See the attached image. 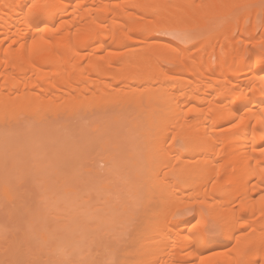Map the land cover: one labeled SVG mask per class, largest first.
Here are the masks:
<instances>
[{
  "label": "bare ground",
  "instance_id": "1",
  "mask_svg": "<svg viewBox=\"0 0 264 264\" xmlns=\"http://www.w3.org/2000/svg\"><path fill=\"white\" fill-rule=\"evenodd\" d=\"M261 8L0 0V264H264V45L227 18Z\"/></svg>",
  "mask_w": 264,
  "mask_h": 264
},
{
  "label": "rangeland",
  "instance_id": "2",
  "mask_svg": "<svg viewBox=\"0 0 264 264\" xmlns=\"http://www.w3.org/2000/svg\"><path fill=\"white\" fill-rule=\"evenodd\" d=\"M245 13V12H244ZM244 13H242V12H240L239 10H237L236 12H232V14L231 15H229L227 18H229V20L231 21V22H233L232 24H236V23H238V29H237V31H236V33H235V35H234V37L236 38V39H238V37H239V32H240V26H241V23L244 21V22H246V25H250L254 20H255V22H256V26H257V28H256V34H255V40H257V41H259L260 42V46L259 47H261L262 45H264V29H263V24H264V8H261V9H259V11L254 15V14H250L249 16H246V17H244L243 19H241L240 21H239V19L244 15ZM166 20V19H165ZM220 21H222V25H224V23H223V20H220ZM226 21H227V19H226ZM228 23H230V22H228ZM217 24V27H218V29H220V30H218L217 28V31H221V26H220V22H218V23H216ZM219 24V25H218ZM216 26V25H215ZM213 28H214V25L212 26V31H214L213 30ZM194 29V28H193ZM195 29H196V27H195ZM204 29V28H203ZM203 29L201 28V30H190V29H186V30H188V32L187 31H183L182 29L179 31V32H175V33H171V32H167L166 34H165V37H166V40H174V41H177V43H179V44H181V45H189V44H192V42H194L195 41V38L194 37H196V39H201V37H203V36H205L206 34H207V29H205L204 31H203ZM216 29H215V32H216ZM207 31V32H206ZM190 32H193L194 33V35H192L193 33H190ZM206 32V33H205ZM196 34H198V35H196ZM200 36V37H199ZM198 37V38H197ZM203 39V38H202ZM191 40V41H190ZM193 40V41H192ZM188 43V44H187ZM241 46L242 47H244L245 46V44L244 43H241ZM196 47V49H200L201 48V45L199 44V43H197V45L195 46ZM48 174V173H47ZM26 186H29V184H27ZM21 186H19V187H17V189H18V191H17V193L19 192L20 194L22 193V191H24L25 192V189H26V192H27V196L28 197H30L32 194L31 193H33L32 192V190H30V188H29V190H27V187H25V189H24V187H21ZM19 189H20V191H19ZM29 191H31V192H29ZM34 191V190H33ZM23 198V197H22ZM0 199H1V201H0V203H1V205H0V220L2 221V222H0V225H6V227H13V231H11V233H9V232H6V234H7V237H4V239H6L5 241H4V239H3V237H2V235H4V233H5V226H1V227H4V230H3V228H1L0 227V229H1V231H2V235H0V246L3 248V249H5V252H6V248H10V244H11V242L12 241H14L15 239L17 240V238H20V232H19V228L20 227H23V225H22V223H20L19 225H17L19 222H17V220L16 221H13V218H14V216H16V210H17V207H16V210L14 211V213H13V208H15V207H13L12 205H10L11 203L9 202V204L7 203H5V202H2V200L3 201H6V202H8V200H7V197H5L3 194L2 195H0ZM17 201V200H16ZM13 203V202H12ZM15 203V202H14ZM13 203V204H14ZM17 203V202H16ZM3 204H5L4 205V207H3ZM26 204V203H25ZM9 205V206H8ZM31 206H33V203L32 204H30ZM7 206L8 207H11L10 209H6L7 208ZM14 206H15V204H14ZM7 210V211H6ZM12 210V214H11V211ZM10 212V216H11V218H9V216H8V214H9V212ZM17 214H19V212H17ZM13 215V216H12ZM52 214H50L49 216H51ZM19 216V215H18ZM56 216V215H55ZM57 216H59V215H57ZM53 217H54V215H53ZM61 217V216H60ZM60 217H59V220L61 221L62 219H60ZM51 218V217H50ZM11 219H12V221H11ZM16 219V218H15ZM20 220H21V222H22V218H19ZM55 219V222L58 220V219H56V217L55 218H53V220ZM51 220V219H50ZM59 221V222H60ZM63 221H64V218H63ZM63 221H61V222H63ZM15 222H17V224H15ZM50 222H52V221H50ZM54 222V221H53ZM58 222V221H57ZM10 223V224H9ZM14 224L15 225H17L16 227L14 226ZM15 228H17V230L15 229ZM21 229V228H20ZM23 229V228H22ZM21 229V230H22ZM11 230H12V228H11ZM20 230V231H21ZM0 231V232H1ZM8 231V230H7ZM9 231H10V229H9ZM6 234H5V236H6ZM21 239V238H20ZM2 241H4L3 243H2ZM18 241H16V243H17ZM2 243V244H1ZM7 243H9V246L7 247ZM13 244V243H12ZM15 244V243H14ZM33 245L35 246V247H37V245H38V242L37 243H33ZM15 246V245H14ZM17 246H19V247H17V248H20V250H16L17 251V254H16V252H10V256H8L9 258H12V260H13V262H11V264L13 263V264H24V261L26 262V261H28L26 264H30V262H31V260L33 261L36 257L39 259V261H40V263H38V262H36V260H35V263H38V264H43V262H44V264H54L55 262H52V263H50V262H48L51 258H52V255H50V254H52V253H48L49 251H45L46 252V254L45 255H42V253H40V256L42 255V257H40L39 256V254H38V256H37V254H36V257H35V255H33V257H32V255L29 253V257H28V254H27V249L29 248H27V242H25V241H20L19 240V242H18V244H17ZM16 247V246H15ZM2 248H0V261L2 260L1 258L5 255V257L7 256V254H9V251H7V253L5 254V253H3L1 250H2ZM13 248V247H12ZM31 248V247H30ZM16 249V248H15ZM32 251L31 252H33V250H34V248H33V246H32ZM8 250V249H7ZM29 250V249H28ZM35 250H37L36 248H35ZM18 251H19V254H18ZM3 254H2V253ZM21 252V253H20ZM38 252H40L39 251V249H38V251L36 252V253H38ZM33 253H35V251L33 252ZM32 253V254H33ZM95 253V252H94ZM93 253V254H94ZM27 254V255H26ZM23 257H22V256ZM19 256H20V258H19ZM25 256V257H24ZM26 256H27V258H26ZM30 256L32 257V258H30ZM44 256V257H43ZM55 256V255H54ZM5 257H4V260L2 261L3 263L2 264H6V262H7V260H8V258L5 260ZM51 257V258H50ZM14 258H16L15 260H16V262H14ZM23 258H25V259H23ZM31 260H30V259ZM42 258V259H41ZM55 258H56V256H55ZM70 258V257H69ZM68 258V259H69ZM21 259L23 260V262L21 261ZM28 259V260H27ZM52 259H54V257L52 258ZM10 260V259H9ZM11 260V261H12ZM29 260H30V262H29ZM71 260H72V258H71ZM70 259H69V261H71ZM54 261V260H53ZM56 261H57V259H56ZM59 261V260H58ZM57 261V262H58ZM61 261V263L60 264H62V263H65L66 262V260H65V262L64 261H62V260H60ZM45 262H48V263H45ZM1 263V262H0ZM34 263V261H33V264H35ZM67 263H68V261H67ZM8 264H10L9 262H8ZM56 264H59V262L58 263H56ZM66 264V263H65Z\"/></svg>",
  "mask_w": 264,
  "mask_h": 264
}]
</instances>
